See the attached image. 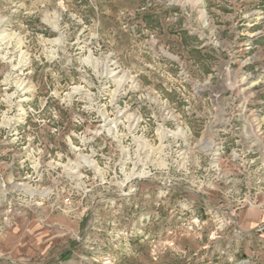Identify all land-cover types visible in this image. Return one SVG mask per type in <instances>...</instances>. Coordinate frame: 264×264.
I'll list each match as a JSON object with an SVG mask.
<instances>
[{"label":"rangeland","instance_id":"1","mask_svg":"<svg viewBox=\"0 0 264 264\" xmlns=\"http://www.w3.org/2000/svg\"><path fill=\"white\" fill-rule=\"evenodd\" d=\"M0 264H264V0H0Z\"/></svg>","mask_w":264,"mask_h":264}]
</instances>
